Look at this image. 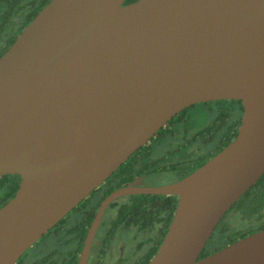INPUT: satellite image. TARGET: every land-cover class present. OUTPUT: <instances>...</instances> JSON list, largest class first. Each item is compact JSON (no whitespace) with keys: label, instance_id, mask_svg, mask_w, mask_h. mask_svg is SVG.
<instances>
[{"label":"water","instance_id":"obj_1","mask_svg":"<svg viewBox=\"0 0 264 264\" xmlns=\"http://www.w3.org/2000/svg\"><path fill=\"white\" fill-rule=\"evenodd\" d=\"M239 99L236 137L181 179L118 187L176 194L147 264H264V228L200 257L264 173V0H49L0 55V264L17 259L181 110Z\"/></svg>","mask_w":264,"mask_h":264},{"label":"trees","instance_id":"obj_2","mask_svg":"<svg viewBox=\"0 0 264 264\" xmlns=\"http://www.w3.org/2000/svg\"><path fill=\"white\" fill-rule=\"evenodd\" d=\"M49 0H0V55L10 46L22 29L32 20L38 11ZM132 0H125L129 2ZM206 108H213L215 117L203 125H193L187 107L171 118L156 134L148 144L141 146L130 157L123 162L102 185L94 189L88 197L83 199L74 210H90L82 221V229L78 234L83 239L88 225H90L93 215L101 200L109 194L112 188L125 184L137 173L142 172L138 156L143 151L155 154L160 153L162 145L167 139H178L188 131L198 130L195 138L206 137L209 139L214 133L220 130L215 142L214 151H219L226 144L232 141L238 132L240 116L242 113V103L239 99H218L211 103L202 102ZM165 141V142H164ZM175 143V142H173ZM168 144V143H167ZM212 154L213 152H209ZM202 155L197 159H181L175 165L176 168H184L187 173L192 168H197L208 158ZM214 155V154H213ZM194 164L193 167L191 165ZM148 168L151 164L146 162ZM20 183V175L8 173L0 176V206L6 203L17 191ZM103 191V192H102ZM178 196L175 194H134L128 197L125 206L122 207L117 221L139 222L142 228H147L151 223L159 218H167L170 221L174 215ZM64 218L58 223H64ZM264 228V173L256 180L230 207L217 224L214 232L210 236L207 244L200 253V257L210 254L227 244ZM161 237L156 244L152 245L146 252L145 260L141 264H147L152 255L156 252ZM38 264V263H37Z\"/></svg>","mask_w":264,"mask_h":264},{"label":"flooded vegetation","instance_id":"obj_3","mask_svg":"<svg viewBox=\"0 0 264 264\" xmlns=\"http://www.w3.org/2000/svg\"><path fill=\"white\" fill-rule=\"evenodd\" d=\"M211 101L203 102L211 103ZM200 103L202 102L195 103L191 106H196ZM197 131L198 130L192 129V131H188L186 134L175 140L172 139V137L164 138V140L167 139L165 141H167L168 144L166 143L162 145L163 142L162 140L160 141L161 151L159 154H155L153 151L152 153L151 151H143L137 158L139 164H141L140 167H142L143 171L137 173L125 184L112 188L111 191L118 187L130 184L135 180L141 178L143 185L151 186L168 184L175 182L192 172L196 168H192L187 173H184V168L178 169L175 167V165L181 159H188L191 162V159H197L204 154L207 155V153L210 154L209 152H213L212 154H210V156H207L208 158H210L213 154L217 153V151H214V148L216 147V139H219L217 135H219L220 133V130L217 131L210 139L208 135L206 137L195 138V133ZM152 137L145 144H148ZM204 147L208 148V150L204 151ZM208 158H206V160ZM146 162H149V164H151L150 168L147 167ZM193 166L194 164L191 165V167ZM167 172L174 174L172 180H169L166 183L162 184H149L148 181L150 180V177H152V175ZM103 183L104 181L100 185H102ZM134 194L146 193L125 194L117 197L108 204L90 244L88 256L86 258L87 261L85 264H141L142 260H145L147 250H149L152 245L156 244L158 238L161 237L162 241L172 219L168 221L167 218H161L159 216V218L153 221L147 228H142L141 224L139 222L136 223L135 221L131 223L126 220L120 222L117 221V217L119 216L122 207L127 203L128 197ZM89 195H87L86 197H88ZM100 203L95 211V214L93 215L90 225H88L87 227L86 234L83 239L78 234V230L82 229L83 224L81 223L87 216L86 214L90 212V210H74L78 205L77 204L65 216H63V218L65 219L63 224L58 225V223L63 219L61 218L59 222H57L37 241H35L17 259L14 264H79L81 256L83 254L86 236L96 216ZM110 206L115 208L116 213H114V215L110 217L108 228L105 234L99 236V229L104 222L106 211ZM118 229L130 232L133 241L127 242L121 238H118V236L116 237V232Z\"/></svg>","mask_w":264,"mask_h":264},{"label":"rangeland","instance_id":"obj_4","mask_svg":"<svg viewBox=\"0 0 264 264\" xmlns=\"http://www.w3.org/2000/svg\"><path fill=\"white\" fill-rule=\"evenodd\" d=\"M189 115L191 117V122L193 123V125H203L206 124L207 122H209L210 120H212L215 117L216 112L213 110V108H206L203 105H196V106H192L189 108L188 110ZM204 151L208 150V148H203ZM174 174L171 173H158L155 175H152V177H150V180L148 181L149 184H162V183H166L169 180H172ZM121 201V200H119ZM114 213H116V210L114 207L110 206L108 207L105 217H104V222L102 224V226L99 229L98 235H104L107 228H108V223H109V219L111 216L114 215ZM118 236V238H121L127 242H131L133 241L132 235L130 232H127L125 230L122 229H118L116 232V237Z\"/></svg>","mask_w":264,"mask_h":264}]
</instances>
